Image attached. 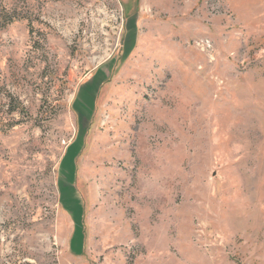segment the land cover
<instances>
[{
  "label": "rangeland",
  "instance_id": "1",
  "mask_svg": "<svg viewBox=\"0 0 264 264\" xmlns=\"http://www.w3.org/2000/svg\"><path fill=\"white\" fill-rule=\"evenodd\" d=\"M0 264H264V0H0Z\"/></svg>",
  "mask_w": 264,
  "mask_h": 264
}]
</instances>
